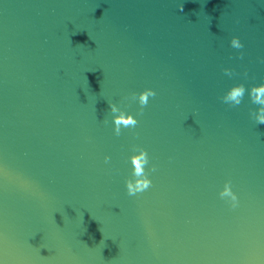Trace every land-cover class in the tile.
I'll list each match as a JSON object with an SVG mask.
<instances>
[{"label":"water","instance_id":"95a60500","mask_svg":"<svg viewBox=\"0 0 264 264\" xmlns=\"http://www.w3.org/2000/svg\"><path fill=\"white\" fill-rule=\"evenodd\" d=\"M261 85L264 0H0V264H264Z\"/></svg>","mask_w":264,"mask_h":264},{"label":"clouds","instance_id":"9594fccd","mask_svg":"<svg viewBox=\"0 0 264 264\" xmlns=\"http://www.w3.org/2000/svg\"><path fill=\"white\" fill-rule=\"evenodd\" d=\"M181 11H183V5L181 6ZM232 47L236 49L243 48V44L241 43L239 38H233L231 41ZM245 93V88L243 85L233 86L228 92L227 95L222 97V100L229 104V102H235L231 106H238L241 104ZM156 92L152 89H146L142 93L139 94L138 100L141 105V114L143 112V108L147 106L150 97H155ZM251 96L253 98V102L259 105H264V85L254 86L251 91ZM134 99H137V96H134ZM113 112H116L117 109L114 105H110ZM261 115L259 116L257 122L258 124H264V107L260 109ZM138 121L132 115L121 114L118 118L115 119L116 131L119 134V130L121 125L124 127H135ZM108 158H106L107 161ZM149 163L147 152H143L140 154L139 158H134V176L137 178L136 182L133 184L131 181L127 182V190L129 195H135L137 193L143 192L147 190L152 181L148 178V174L145 172V166ZM152 171H155V166H153ZM230 195L234 201L238 202V197L234 193L231 192L230 186H226V190L221 194Z\"/></svg>","mask_w":264,"mask_h":264}]
</instances>
